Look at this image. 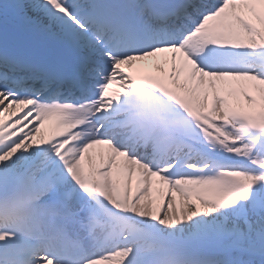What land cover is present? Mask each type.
Wrapping results in <instances>:
<instances>
[{
	"label": "snow or ice",
	"instance_id": "snow-or-ice-1",
	"mask_svg": "<svg viewBox=\"0 0 264 264\" xmlns=\"http://www.w3.org/2000/svg\"><path fill=\"white\" fill-rule=\"evenodd\" d=\"M0 264H264V0H0Z\"/></svg>",
	"mask_w": 264,
	"mask_h": 264
},
{
	"label": "bare ground",
	"instance_id": "bare-ground-1",
	"mask_svg": "<svg viewBox=\"0 0 264 264\" xmlns=\"http://www.w3.org/2000/svg\"><path fill=\"white\" fill-rule=\"evenodd\" d=\"M42 126H44V125H42Z\"/></svg>",
	"mask_w": 264,
	"mask_h": 264
}]
</instances>
